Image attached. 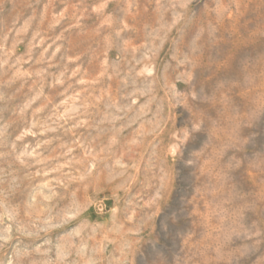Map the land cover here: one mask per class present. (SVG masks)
Wrapping results in <instances>:
<instances>
[{"label": "rangeland", "instance_id": "374dc122", "mask_svg": "<svg viewBox=\"0 0 264 264\" xmlns=\"http://www.w3.org/2000/svg\"><path fill=\"white\" fill-rule=\"evenodd\" d=\"M0 264H264V0H0Z\"/></svg>", "mask_w": 264, "mask_h": 264}]
</instances>
